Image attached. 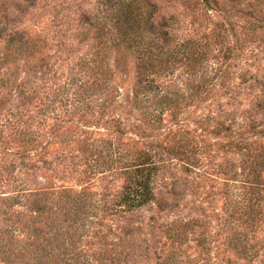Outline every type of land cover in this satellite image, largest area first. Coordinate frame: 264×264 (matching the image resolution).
<instances>
[{
  "label": "rangeland",
  "instance_id": "obj_1",
  "mask_svg": "<svg viewBox=\"0 0 264 264\" xmlns=\"http://www.w3.org/2000/svg\"><path fill=\"white\" fill-rule=\"evenodd\" d=\"M100 1L0 0V30L29 29L41 42L39 51L0 65V230L7 236L0 243V264L51 262L39 249L65 226L62 215L71 206L63 188L84 192L91 213L73 239L79 262L53 264H157L160 250L169 246L168 229L181 220L201 226L190 240L202 231L208 234V251L188 250L193 264H264V193L261 222L249 233L251 240L241 244L252 248L250 258L231 250L232 220L223 211L230 197L239 204L257 197L241 181L261 161L257 145L264 142V0H221L225 4H217L199 22L185 0H156L155 21L177 15L176 42L196 38L204 44L205 28L215 23L222 28L224 41L213 44L208 56L209 75L227 53L224 84L197 99L184 97L171 106L173 117L164 112L160 126L147 122L154 108L146 98L152 94L137 89L138 38L110 42L99 20L105 17ZM97 11L96 23L90 17ZM4 52L1 41L0 56ZM160 72L164 91L185 93L184 65ZM178 122H184V129L203 131L194 135L199 151L189 173L162 151L169 141L167 128ZM117 128L120 135L111 131ZM244 136L256 142L249 158L228 147ZM144 149L159 152L162 161L153 182L155 201L115 213L127 185L116 157ZM259 171L262 190L264 165ZM224 172L236 174L235 181H223ZM39 200L47 211L35 219Z\"/></svg>",
  "mask_w": 264,
  "mask_h": 264
},
{
  "label": "trees",
  "instance_id": "obj_2",
  "mask_svg": "<svg viewBox=\"0 0 264 264\" xmlns=\"http://www.w3.org/2000/svg\"><path fill=\"white\" fill-rule=\"evenodd\" d=\"M164 1L162 0V2ZM157 3L156 0H102L98 2V6L100 5L101 7H99L104 10L102 12L105 17L99 20H104L105 35L109 36L110 42L115 43L117 38H127L130 35H136L138 38L137 45L141 48L137 57L139 74L137 89L140 94L145 92L152 94L151 97L146 98L154 108L151 113L146 115L148 118L147 122L149 125L157 124V126H160L165 122L163 119L164 112H170L168 113L169 116L173 117V113L170 111L171 106L174 104L177 106L178 102L183 100L184 97L197 99L203 93H211V90L214 91V89L224 84L227 75L226 71L222 70V66L227 60V57H225L227 53H224L221 57L220 65L219 63H214V66H217L214 69L215 72L211 68L210 73H213V75H209V67H207L208 56L212 53L213 44L219 45L220 39L221 44L224 41L222 39L224 36L220 35L222 28H218L216 23L211 24L213 27L209 30L205 28V32L201 33L202 36L200 38L204 39V44L200 43L196 38H187L176 42L175 26L177 24V15L161 16L160 21H155L153 18L156 14V9H158ZM185 3L186 8L192 12L194 21L199 22V20L204 21L206 12L217 7V4H225V1L185 0ZM98 13L99 11L90 17L92 20L95 18L96 23L99 17ZM93 28H95V25ZM36 36L38 37V34L36 32L30 33L29 29H14L5 32L0 30V42H3L4 48L8 51V53L4 52L1 54L0 65H6L8 62L13 63L18 58V55L21 54L23 56L26 52L30 53V50L33 52L39 51L41 48L38 45L41 42L33 39ZM235 40L238 39L235 38ZM9 59H13V61H9ZM179 63L187 68V72H184L186 78L184 79V82H186V87L184 86L185 93H181V96L174 92L164 91L162 89L163 86L158 82L159 79H162L160 71H162L163 67L169 69L172 64ZM192 76L197 77L192 78ZM170 82H172V79H170ZM175 95L177 97L173 98ZM201 121L203 122V119H200L197 123L202 124ZM183 124L184 122H178L173 127L167 128L168 132L165 136L169 141L165 143L166 147H163L162 151L165 150L174 159L186 165L184 167L185 173H189L192 172L190 169L195 167L192 162L199 151V142L196 141L194 135L198 132L203 133V131L195 128L193 130L184 129L182 127ZM218 125L220 126L219 123ZM197 128L199 127L197 126ZM111 131L116 133V135H120L118 128L115 130L111 129ZM138 143V140L134 142L135 145ZM255 144L256 142L254 143L250 136H244L230 143L228 147L235 148L240 154L242 153L249 158V152ZM257 147L262 153L261 161L250 167V172L241 181L249 190H254L257 197L253 200L249 199L247 203L242 204L231 200L230 197L228 202H224L223 205L224 214L232 220L230 222L231 230L234 231L228 243L233 244L231 250L234 254L238 256L242 254L246 259L251 257L252 248L241 244L251 240L249 233L258 227L262 217V210H260L262 199H260V195L262 192L264 193V188L260 189L259 169H262L264 165V142H259ZM21 148H23L22 144ZM156 148L159 147L156 146ZM139 152L141 153H136V155L125 159L124 157L121 159L116 157V161L121 166L120 169L126 175L127 185L122 188L120 201L115 204V208H118L115 213H129L155 201L153 182L160 170L158 166L162 162L160 153L154 150L146 151V149ZM109 156L112 157V155ZM221 174L224 176L223 181L226 183L236 179V174L234 173L224 172ZM249 178L251 181H248ZM62 193L65 194V198L68 199L67 203L71 206L67 214L62 215L65 219L63 221L65 226L61 228L62 233L54 234L51 237L50 242H48V244L51 243L50 245L39 249L41 253L48 255L51 261L49 264H53L52 262L57 260L59 263L75 260L79 262V259L75 257L77 254L73 255L72 252L73 239L77 236V231L83 227L86 217L91 213V208L88 209L91 206L88 203L89 197L84 192H75L72 189L63 188ZM44 209L46 210L44 203L39 200L38 204L34 206L35 219L42 216ZM171 225H173L172 228L168 229L167 232L169 246L164 252L160 250V256L156 259L157 264H193V262L188 261V250H194L198 254H204V252L208 251V241L206 240L208 234L204 231L198 233L196 239H189L190 235L195 234L194 230L201 229V226L199 227L197 224L190 226V222L185 220L177 221ZM243 227L244 229H242ZM246 229L247 231L245 232ZM237 230L242 231L237 233ZM5 237L7 238L0 230V243H4ZM191 241L195 243L193 247L189 245ZM83 261L85 262L86 260L83 258ZM112 262L111 260L110 263Z\"/></svg>",
  "mask_w": 264,
  "mask_h": 264
}]
</instances>
